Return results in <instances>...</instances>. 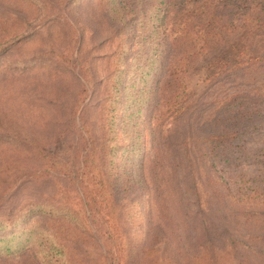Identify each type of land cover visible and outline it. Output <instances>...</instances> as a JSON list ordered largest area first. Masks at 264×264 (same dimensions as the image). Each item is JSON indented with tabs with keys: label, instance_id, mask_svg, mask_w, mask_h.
Segmentation results:
<instances>
[{
	"label": "rangeland",
	"instance_id": "1",
	"mask_svg": "<svg viewBox=\"0 0 264 264\" xmlns=\"http://www.w3.org/2000/svg\"><path fill=\"white\" fill-rule=\"evenodd\" d=\"M0 264H264V0H0Z\"/></svg>",
	"mask_w": 264,
	"mask_h": 264
}]
</instances>
